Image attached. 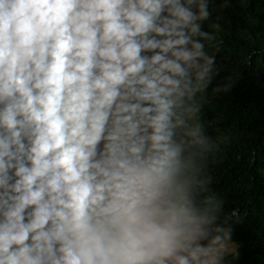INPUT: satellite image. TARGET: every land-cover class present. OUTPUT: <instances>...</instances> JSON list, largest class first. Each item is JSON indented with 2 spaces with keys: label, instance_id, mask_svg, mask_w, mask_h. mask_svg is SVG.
I'll list each match as a JSON object with an SVG mask.
<instances>
[{
  "label": "clouds",
  "instance_id": "clouds-1",
  "mask_svg": "<svg viewBox=\"0 0 264 264\" xmlns=\"http://www.w3.org/2000/svg\"><path fill=\"white\" fill-rule=\"evenodd\" d=\"M212 3L0 0V264H228Z\"/></svg>",
  "mask_w": 264,
  "mask_h": 264
},
{
  "label": "trees",
  "instance_id": "trees-1",
  "mask_svg": "<svg viewBox=\"0 0 264 264\" xmlns=\"http://www.w3.org/2000/svg\"><path fill=\"white\" fill-rule=\"evenodd\" d=\"M230 5L213 0L204 22L207 31L217 33V40L206 44L216 72L200 114L214 144L206 172L233 225L228 264H264V0H230ZM228 82L226 92L215 91Z\"/></svg>",
  "mask_w": 264,
  "mask_h": 264
},
{
  "label": "rangeland",
  "instance_id": "rangeland-1",
  "mask_svg": "<svg viewBox=\"0 0 264 264\" xmlns=\"http://www.w3.org/2000/svg\"><path fill=\"white\" fill-rule=\"evenodd\" d=\"M233 250V248H232V246H230V251L229 252H231Z\"/></svg>",
  "mask_w": 264,
  "mask_h": 264
}]
</instances>
